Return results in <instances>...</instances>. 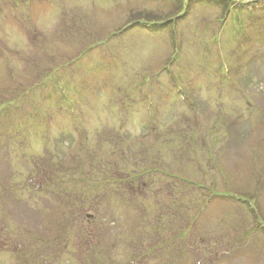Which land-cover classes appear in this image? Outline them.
<instances>
[{
  "label": "rangeland",
  "instance_id": "obj_1",
  "mask_svg": "<svg viewBox=\"0 0 264 264\" xmlns=\"http://www.w3.org/2000/svg\"><path fill=\"white\" fill-rule=\"evenodd\" d=\"M0 264H264V0H0Z\"/></svg>",
  "mask_w": 264,
  "mask_h": 264
}]
</instances>
